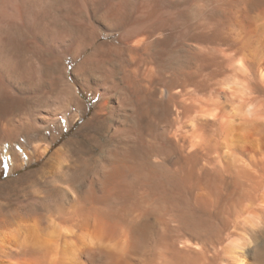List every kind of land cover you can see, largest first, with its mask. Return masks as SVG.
Instances as JSON below:
<instances>
[{
    "label": "bare ground",
    "instance_id": "1",
    "mask_svg": "<svg viewBox=\"0 0 264 264\" xmlns=\"http://www.w3.org/2000/svg\"><path fill=\"white\" fill-rule=\"evenodd\" d=\"M80 92L98 102L65 145L82 131L129 140L164 104L182 164L136 185L102 162L74 203H46L45 226L11 223L0 264H264V0H0V135L8 117L38 132L76 121ZM136 186L166 196L176 225L139 208Z\"/></svg>",
    "mask_w": 264,
    "mask_h": 264
},
{
    "label": "rangeland",
    "instance_id": "2",
    "mask_svg": "<svg viewBox=\"0 0 264 264\" xmlns=\"http://www.w3.org/2000/svg\"><path fill=\"white\" fill-rule=\"evenodd\" d=\"M73 66V63L69 66L70 79H72L71 69ZM80 93L85 100V110L74 122L64 118L62 122L56 123L55 127L40 132L36 130L27 131L26 127L22 126V116L21 118L17 116L16 118L8 117L3 122L6 128L5 133L0 135V259L5 263L9 261L5 252L11 245V223L26 219L37 221L40 218L41 224L39 226H45L49 223L44 216L46 215V203L47 205L49 203V205L54 203L66 204L70 201L66 199L72 201L71 197H75V195L84 191L91 180L97 185L101 177L96 179L92 171L97 168L100 169L102 162L110 159L120 160L119 162L123 164L120 166L122 170L115 179L118 181H133L135 184L147 183L150 180H152L151 182H155V180L166 182L168 177L174 174L182 164L180 161L182 162L184 153L180 151L179 146L172 138L171 132H169V115L163 108L165 107L164 104L154 108L151 118L140 117V131L129 133L132 135L129 140L125 138L122 140L109 139L106 133L103 132H91L85 135L86 131H82L76 136L74 142L65 145L78 132L80 124L92 115L98 102V97L92 93ZM46 95H43L40 100L42 102H40V105L42 104L43 108L49 107L51 104L47 101L49 96L50 98L60 96L59 87H53ZM70 114L72 112H69L68 116ZM34 135H37V137H32ZM54 136H56V139L52 140ZM44 144L50 146L42 155H39ZM157 144L159 147H157ZM58 149L62 150V160L64 162L62 163L63 166L54 172L49 168L48 161ZM139 190L140 186H136L131 199L136 201L139 208L142 207L141 209L148 212L152 210L153 215H159L167 209L169 214L171 213L170 215L173 214L171 216L172 225H176L175 214H177V211L175 207H170L166 203V196L148 194L142 188L139 193ZM159 199L160 201H158ZM72 203L74 201L70 204ZM173 209L175 210L173 211ZM131 210L130 207L127 210L130 216ZM155 225L149 231L151 235L148 234L151 239L155 238V234L161 231L156 222ZM156 227H159V231ZM170 228L173 230L175 227ZM153 229L157 232H154ZM153 241L149 243L152 244ZM150 244L147 245L151 250L149 253H153L155 248L153 244Z\"/></svg>",
    "mask_w": 264,
    "mask_h": 264
},
{
    "label": "trees",
    "instance_id": "3",
    "mask_svg": "<svg viewBox=\"0 0 264 264\" xmlns=\"http://www.w3.org/2000/svg\"><path fill=\"white\" fill-rule=\"evenodd\" d=\"M2 174H4V173H2Z\"/></svg>",
    "mask_w": 264,
    "mask_h": 264
}]
</instances>
